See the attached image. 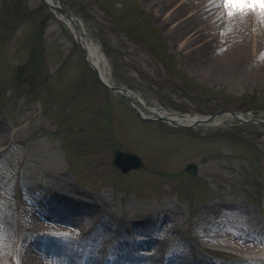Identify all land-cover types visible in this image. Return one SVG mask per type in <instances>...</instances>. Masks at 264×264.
I'll return each instance as SVG.
<instances>
[{
    "label": "rangeland",
    "instance_id": "rangeland-1",
    "mask_svg": "<svg viewBox=\"0 0 264 264\" xmlns=\"http://www.w3.org/2000/svg\"><path fill=\"white\" fill-rule=\"evenodd\" d=\"M256 1L220 0L223 17L253 10L250 37L221 47L210 31L197 38L200 23L178 30L194 13L170 14L185 0L53 3L100 46L108 82L148 108L264 119ZM114 149L143 165L121 172ZM40 220L65 230L41 231ZM0 264H264V124L143 120L102 86L58 12L0 0Z\"/></svg>",
    "mask_w": 264,
    "mask_h": 264
},
{
    "label": "bare ground",
    "instance_id": "bare-ground-1",
    "mask_svg": "<svg viewBox=\"0 0 264 264\" xmlns=\"http://www.w3.org/2000/svg\"><path fill=\"white\" fill-rule=\"evenodd\" d=\"M48 1L51 2L52 0H48ZM256 2H258L256 5L257 6L259 5V6L255 7L256 9L254 8L253 9L255 11H260L261 14H264V0H258ZM192 10H194V13H191L192 16H191L189 23L178 29L181 33H188V32L190 33V31H193L189 29L191 25L200 23V25L201 24L204 25V28L196 31L197 38H203L201 36L202 34L204 35V33H201V31L203 30L210 31L211 33L209 35L213 36L210 42L212 45L215 44V46L217 47H221L220 45L224 43L223 40L228 39L229 37H233L232 43L234 46H238V44L241 42V37H242V42H243V37H247V39L250 37L249 35L250 33H248L249 27H247V23H246L247 21L246 16H247V12L252 13L253 10L245 9L246 10L245 13L241 12L237 15L233 12V10L230 11L231 8H229L230 14L229 15L226 14L227 16L223 17L222 14L225 12V9H224L223 4L220 3V0H185V4H182L175 11L173 10V12L170 14H173L174 16H178L179 14L183 13V15H185L186 13L191 12ZM66 23L69 25L71 30H75L74 26L77 25L76 20L74 22H70L66 20ZM256 28L257 29L254 32L256 36H254V38L257 37L256 32H259L260 35L264 34V25L262 22L259 21ZM76 33L77 32L75 31V34ZM80 39H81V44L86 49L88 58L95 65L96 69L99 72L100 77L106 80L107 79V75H106L107 62H106L104 54L101 52L100 47L96 43L92 42V40H90L86 35H83L82 37L80 36ZM202 46H198L200 49L195 50L196 52L200 53L201 57L203 56L204 51H206L205 47L208 45H202ZM233 50L234 51L232 52H237L235 51V49ZM232 52L230 54H227V56H224L223 54H221L218 57V59L220 58L219 59L220 61L217 59V61H214L211 65L206 64L210 61H207V62L205 61L206 62L205 64L204 63L201 64L202 68L205 69V71H207L211 68H215L216 66L219 67V64H221L224 58L226 57L228 59L232 58L233 56ZM138 99L143 104H145L144 100L140 98L139 96H138ZM154 110H156L160 114L168 116V118L170 119H175L179 122L185 121V120L190 122L193 119V117L180 118L176 115L167 113L162 109H154ZM39 225H41L40 226V228H42L41 231H47V230H53V229L54 230L57 229L58 231L65 230V227H63V225L60 223L46 222V221L40 220Z\"/></svg>",
    "mask_w": 264,
    "mask_h": 264
},
{
    "label": "water",
    "instance_id": "water-1",
    "mask_svg": "<svg viewBox=\"0 0 264 264\" xmlns=\"http://www.w3.org/2000/svg\"><path fill=\"white\" fill-rule=\"evenodd\" d=\"M44 1L51 8L58 10L69 21H72V17L68 13H66L61 7H59L57 5L50 4L46 0H44ZM79 39H80V37L78 38V40ZM82 50L85 53V49L83 47H82ZM89 64L96 70L95 66L91 62H89ZM96 72H97V70H96ZM97 74H98V72H97ZM98 77H99L100 81L102 82V84H104L107 88H109L113 91L124 93V95L133 103V99L128 94V92H129L128 89L122 88V87H115V86L108 84L106 81H104L103 79L100 78L99 74H98ZM134 108L138 112V114L141 115V111L139 110V108L136 107L135 105H134ZM240 113H244V112H234V111H231L228 109H220L211 115L196 117L194 119L193 123L194 124L208 123V122L214 120L217 116H219L221 114H231L233 117L239 119L240 121H244V119L240 116ZM244 114H249V113L245 112ZM145 117L149 118V119L166 120V121H169L170 123H172L173 125H178V126H186L187 125V124H180V123L176 122L174 119L166 118L164 116H157V117L145 116ZM260 122H262V121H260ZM188 125H190V124H188ZM113 164L116 165L122 172H126L131 168H137V167L141 166L142 162H141V159L139 158L138 155H136L134 153H129V152H125V151H121L119 149H116V150H114ZM186 170L194 172L195 171V165L193 163H188L186 165Z\"/></svg>",
    "mask_w": 264,
    "mask_h": 264
}]
</instances>
